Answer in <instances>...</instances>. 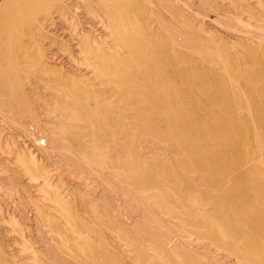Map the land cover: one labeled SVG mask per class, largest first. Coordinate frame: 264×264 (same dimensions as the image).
<instances>
[{
    "label": "bare ground",
    "instance_id": "6f19581e",
    "mask_svg": "<svg viewBox=\"0 0 264 264\" xmlns=\"http://www.w3.org/2000/svg\"><path fill=\"white\" fill-rule=\"evenodd\" d=\"M81 1L90 15L103 12L105 32L75 27ZM169 9L185 28L152 17L139 0H0V103L33 116L54 101L48 109L65 121V135L53 144L66 147L70 135L69 148L123 186H90L97 200L81 195L96 227L69 225L56 264H264V51H256L264 47L214 48L183 11ZM219 9L264 29V0ZM258 31L248 33L264 41ZM55 33L67 35L103 87L46 63L41 40L59 44Z\"/></svg>",
    "mask_w": 264,
    "mask_h": 264
},
{
    "label": "rangeland",
    "instance_id": "374dc122",
    "mask_svg": "<svg viewBox=\"0 0 264 264\" xmlns=\"http://www.w3.org/2000/svg\"><path fill=\"white\" fill-rule=\"evenodd\" d=\"M139 1L145 12L152 17H157L158 20L159 18L160 20H171L175 27L183 29L185 24H183L182 19H178V22L172 18V9H169V6L174 5L176 9L186 14L185 17L188 18L187 20L192 27L198 28L201 36L209 41L214 48H223L241 42L254 44L255 47L257 44H262L264 47V41L260 37L249 34L250 32H257V29H259L258 32H264V29H260L254 20L240 17L236 19L235 16L237 15L233 12L232 14L230 11L223 12L219 9L229 0ZM85 4V1H81V10H79L81 12L75 18V27L83 26L84 30L86 29L85 34L89 37H92L96 32L94 27L105 32L103 24L97 23L102 17L106 18L103 16V12L97 11L96 16L93 15L95 16L93 17ZM82 11L83 14H81ZM233 15L235 16L233 17ZM94 23L98 26H94ZM156 24L153 23L152 26H156ZM89 30H92L90 35L87 34ZM53 36L61 45L62 50L59 48V44H52L48 39L41 40L40 46L45 54L46 63L49 66L62 69L65 74L78 75V78L81 77L84 83L103 87L96 73L86 68L83 55H80L81 53L76 55L77 52L73 51L74 47L72 48L68 44L70 42L67 40V35L55 33ZM65 46L68 47L67 50L64 49ZM117 50L124 52L121 48ZM256 51L260 53L264 50L257 48ZM262 76L264 77V74ZM255 81L257 80L255 79ZM26 87H28L27 84ZM41 93L44 92L41 91ZM55 105L54 101L49 99V103L38 106L39 108L36 107L37 114L31 116L12 109L8 104L0 103V264H35L34 258L38 264L58 263L55 259V251H59L60 243L71 232L68 230V228L71 229L70 226L79 225L83 230H90V234H92L94 226L96 227L94 224L96 219L94 216L96 215L83 208L81 195L84 194L85 198L90 197L89 199L97 200V196L100 194H97L99 192L94 191V189L92 190L96 195L91 192L90 186H94L95 189L98 188V191L101 190L100 193L102 190L110 188L111 182L114 188H118L119 191L123 187L117 179H113V181L108 179L104 174L106 171H102L100 166H92L81 159L76 148H69L70 135L61 139V144L68 148L53 144L52 136L55 137L58 136L57 133L60 134L64 127L63 122H65L59 118L56 111L51 112L48 109V107L55 108ZM53 128H56V133H53ZM82 131L83 129L78 132L72 130L71 137H79L78 133ZM60 135L64 136L65 132ZM144 140L145 137L143 136L136 143L143 144ZM117 141L116 148L111 150L116 155L120 150L119 141ZM63 152L70 153L72 157L77 159L78 165L83 166V170L77 169V166L74 165H66L59 155ZM88 180H90L89 183H87ZM85 181L87 182L85 183ZM56 190H61L60 198L64 194L62 198L67 200L70 209L64 208L56 196ZM137 216L139 217V215ZM122 218H119V221L125 223L129 229L132 228L129 219Z\"/></svg>",
    "mask_w": 264,
    "mask_h": 264
}]
</instances>
